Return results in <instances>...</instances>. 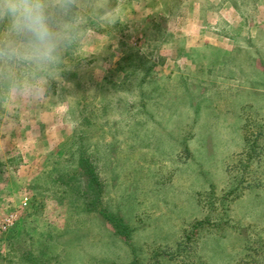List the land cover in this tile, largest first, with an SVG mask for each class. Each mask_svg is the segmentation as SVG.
Segmentation results:
<instances>
[{
    "label": "rangeland",
    "instance_id": "374dc122",
    "mask_svg": "<svg viewBox=\"0 0 264 264\" xmlns=\"http://www.w3.org/2000/svg\"><path fill=\"white\" fill-rule=\"evenodd\" d=\"M72 2L42 110L0 108V264H264V0Z\"/></svg>",
    "mask_w": 264,
    "mask_h": 264
},
{
    "label": "clouds",
    "instance_id": "9594fccd",
    "mask_svg": "<svg viewBox=\"0 0 264 264\" xmlns=\"http://www.w3.org/2000/svg\"><path fill=\"white\" fill-rule=\"evenodd\" d=\"M75 7L72 0H0V108L10 126L42 110L49 80L85 38Z\"/></svg>",
    "mask_w": 264,
    "mask_h": 264
},
{
    "label": "trees",
    "instance_id": "16d2710c",
    "mask_svg": "<svg viewBox=\"0 0 264 264\" xmlns=\"http://www.w3.org/2000/svg\"><path fill=\"white\" fill-rule=\"evenodd\" d=\"M255 140H256V139H255ZM255 142H256V141H255ZM253 145H255V143H252V146H253ZM256 145H257V144H256ZM250 146H251V144H250ZM251 149H253V150L255 151V153H256L255 156L259 158V157H260L261 149H254V148H251ZM249 156H251V155H249ZM250 158H251V157H250Z\"/></svg>",
    "mask_w": 264,
    "mask_h": 264
},
{
    "label": "built area",
    "instance_id": "2783aa9c",
    "mask_svg": "<svg viewBox=\"0 0 264 264\" xmlns=\"http://www.w3.org/2000/svg\"><path fill=\"white\" fill-rule=\"evenodd\" d=\"M23 205H26V198L24 199V201H23V203H22ZM7 221H10V219H6Z\"/></svg>",
    "mask_w": 264,
    "mask_h": 264
}]
</instances>
